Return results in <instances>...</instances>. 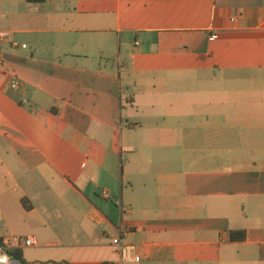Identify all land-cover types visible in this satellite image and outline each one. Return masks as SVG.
<instances>
[{
  "label": "crops",
  "instance_id": "0c3cea01",
  "mask_svg": "<svg viewBox=\"0 0 264 264\" xmlns=\"http://www.w3.org/2000/svg\"><path fill=\"white\" fill-rule=\"evenodd\" d=\"M0 32L2 245L264 264V0H0Z\"/></svg>",
  "mask_w": 264,
  "mask_h": 264
},
{
  "label": "built area",
  "instance_id": "2783aa9c",
  "mask_svg": "<svg viewBox=\"0 0 264 264\" xmlns=\"http://www.w3.org/2000/svg\"><path fill=\"white\" fill-rule=\"evenodd\" d=\"M10 37V33L8 32H0V40H6ZM213 40L217 39V36L212 37ZM25 48V46H23ZM13 89H17L19 86L17 83L13 84ZM11 241L5 243V245L0 246V264H11V257L8 254L10 248L7 246L11 245ZM20 246L23 247H35L37 246V242L33 238L23 239L18 241ZM133 247L131 246H123L120 250L121 259L123 262H139L140 257L135 256L133 253Z\"/></svg>",
  "mask_w": 264,
  "mask_h": 264
},
{
  "label": "trees",
  "instance_id": "16d2710c",
  "mask_svg": "<svg viewBox=\"0 0 264 264\" xmlns=\"http://www.w3.org/2000/svg\"><path fill=\"white\" fill-rule=\"evenodd\" d=\"M28 3L32 4H42L45 3L47 0H26ZM231 239L234 241H244L246 239V233L245 232H231ZM0 246H2V242L0 241ZM8 254L11 258L21 262V264H27L22 255L19 251H8ZM112 264V263H108Z\"/></svg>",
  "mask_w": 264,
  "mask_h": 264
}]
</instances>
